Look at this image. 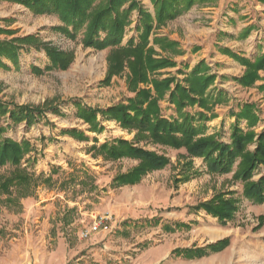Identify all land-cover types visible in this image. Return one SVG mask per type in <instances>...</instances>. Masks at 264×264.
<instances>
[{
	"label": "rangeland",
	"instance_id": "1",
	"mask_svg": "<svg viewBox=\"0 0 264 264\" xmlns=\"http://www.w3.org/2000/svg\"><path fill=\"white\" fill-rule=\"evenodd\" d=\"M139 1L153 14L149 0ZM217 2L196 0L188 10L155 30L157 36L175 42L177 46L169 52L161 51L157 45L152 46L157 53L154 57H168L174 63L157 70L154 75L159 79L171 77L174 83L184 84L191 70L203 63L202 74L214 77L204 94L210 96L208 110L194 106L186 111L204 112L208 117L204 121V134L229 144L235 123L231 113H236L245 103L256 107L258 121L252 129L255 133L264 130V123H260V119L264 121V83L254 84L264 64L254 72L257 77L250 84L240 81L250 71L248 64H257L264 54L253 60L240 59L235 54L226 55L230 67L232 64L231 74L239 75L243 71L239 79L232 81L224 79L223 72L216 68L224 58L216 62V67L209 66L202 59L193 63L187 72L184 71L188 70L187 66L183 70L175 61L183 53L182 45L189 50L194 47L202 49L208 33H215L223 27L220 22L214 26L208 24L213 20ZM189 11L193 14L186 18ZM220 18L226 22V14ZM137 19V12L132 11L122 45L131 38L134 43L138 42ZM62 26L57 15H37L22 5L0 0V29L4 30L0 32V40L32 35L40 43L73 54V60L65 70L47 68L50 62L44 50L33 46L21 49L16 63L0 57V103L10 105L9 108L12 104L27 105L43 111L29 125L13 123L8 114L0 117L4 137L29 142L30 151L21 160V167L35 177L41 176L36 180L32 194L19 199V209L9 210L0 205V264H204L207 254L186 259L172 254V251L205 247L225 238L229 239L228 245L218 251L219 255L210 256L208 261L215 262L214 257H220L225 264H264V209L259 207L264 202L253 204L244 199L241 182L232 180L233 171L209 174L202 158H182L186 155L183 148L147 145L146 149L164 154L170 162L165 168L142 178L141 203L132 200L126 191L128 188L111 187L112 179L136 165L137 161L123 158L108 162L100 155L92 156L90 148L117 138L132 140L134 133L101 114L97 121L102 130L88 131L89 124L77 117L75 104L106 110L125 103L134 95L126 83L128 69L124 66L120 74L103 83L109 50L84 47L81 32L72 39L58 30ZM172 34L178 39L171 38ZM151 39L152 35L149 36V45H152ZM200 55H204V51L197 54ZM233 61L237 63L233 64ZM212 87H219V90L214 94ZM253 88L256 90L254 95L249 93ZM235 100L242 101V104L236 105ZM159 106L164 117H176L174 106L166 100L160 101ZM216 108L224 110L225 117L219 120L220 124L212 122ZM239 127L246 130V122L240 121ZM71 129L82 132L87 139L80 140L63 132ZM254 147L255 144L250 146L251 149ZM260 176H264V166L254 171L253 179ZM228 191L235 193L238 203L233 219L225 225L205 211L193 209L215 194ZM48 201L50 207L45 206ZM106 210L116 221L113 228L81 239L80 232L90 223L92 216ZM178 223L185 226L176 228ZM210 228L220 232V238H214V231L212 236L207 235ZM58 242L63 243L61 254L56 248Z\"/></svg>",
	"mask_w": 264,
	"mask_h": 264
},
{
	"label": "trees",
	"instance_id": "2",
	"mask_svg": "<svg viewBox=\"0 0 264 264\" xmlns=\"http://www.w3.org/2000/svg\"><path fill=\"white\" fill-rule=\"evenodd\" d=\"M24 6L37 15H57L63 23L58 30L69 38H75L81 32V44L95 50L108 49L107 72L103 83H108L113 75L120 74L124 66L128 69L126 83L134 95L125 103H118L106 110L82 106L76 103L77 117L89 124V130L100 132L102 126L97 116L114 120L122 129L134 133L132 140L117 138L105 141L90 148L93 155H100L105 161L115 162L123 158L137 161L126 172L117 174L111 182L112 188L135 185L148 173L161 170L169 164L164 154L146 149L147 145L172 149H185L182 158L200 157L209 174H226L233 171L232 180L242 184L241 196L253 204L264 202V176L253 179L254 171L264 166V130L255 133L252 129L257 121L256 107L245 103L236 113L230 132V143L225 144L212 135L204 134V121L208 119L204 112L190 113L188 107L198 106L208 110L210 96L204 95L214 77L204 75L203 63L196 65L184 79V84L174 83L171 77L159 79L154 74L174 63L164 56L157 55L152 47L157 45L161 51H173L177 44L155 34V30L168 21L188 10L196 0H149L153 14L141 5L139 0H3ZM136 11L138 19L135 30L138 42L129 39L122 45L126 27L131 23V13ZM4 30L0 29V32ZM152 35V45L149 36ZM33 46L44 50L49 59L47 68L65 70L73 60L72 53H63L37 41L30 35L23 38L0 40V57L18 61L20 50ZM264 64V56L257 64L250 65V71L241 77L242 84H250L257 75L254 72ZM1 65V61H0ZM174 83L173 87L171 84ZM166 100L174 106L176 117L162 115L159 102ZM0 103V117L8 114L13 123L31 124L43 111L27 105ZM245 121L246 130L239 127ZM0 127V205L9 210L20 208L19 199L32 194L36 180L32 173L21 167V160L30 151L29 142L14 141L3 136ZM80 140L87 138L74 129L63 131ZM142 144V145H141ZM255 144L253 149L250 148ZM186 164H189L188 162ZM83 183V181H81ZM233 191L217 193L206 202H200L194 210H203L220 224L233 219L238 200ZM185 226L177 224L176 228ZM167 229V227H166ZM264 239V236H263ZM225 238L200 248L175 249L172 254L186 259L199 258L210 252H218L228 245Z\"/></svg>",
	"mask_w": 264,
	"mask_h": 264
},
{
	"label": "crops",
	"instance_id": "3",
	"mask_svg": "<svg viewBox=\"0 0 264 264\" xmlns=\"http://www.w3.org/2000/svg\"><path fill=\"white\" fill-rule=\"evenodd\" d=\"M217 5L218 7L214 9L215 15H212L213 20L208 22V24L214 26L216 22H220L223 27L221 29H218L219 31L215 30V33H208L207 37L204 38L202 49H195L194 47L193 49L189 50L188 47L182 45L183 53L182 55L177 57L175 61L176 65L183 67V70L187 66L188 70H184L185 72H187L191 69L193 63H197L202 59H204V61L209 66L215 65L216 67V62H220L219 60H222L224 58V61H222L223 63L218 64L216 68L219 71L223 72L222 74H224V79L232 81V79L234 78L239 79L242 76L243 71H241L239 75L231 74L230 72L232 71L229 70H232L233 68L232 64L230 67V59L227 56L235 54L238 55L240 59L253 60L259 55L264 54V0H254L253 2L252 0H218ZM192 14L193 11H189L186 15V18L191 16ZM222 14H226L225 23L221 21L220 16ZM178 21H180V19H178ZM175 36V34H172L170 37L175 39L177 38ZM202 51H204V55L197 56V54ZM220 52L223 54H221ZM236 63L237 62L233 61V64ZM239 67L244 68V66L241 65H239ZM211 70L213 71V69ZM258 74L259 78L258 80L256 79L254 83L256 86L264 83V69L260 70ZM218 88L212 87L211 92L215 94L219 90ZM255 91L256 90L253 88L250 89L249 93H252L254 95ZM252 100L253 99H251V101ZM234 102L236 103V105L242 104V101L239 100H235ZM214 112L215 118L212 120V122L219 123V120L225 117L223 113L224 110L221 108H216ZM226 116L228 118L230 115L227 114ZM228 120L231 119L228 118ZM261 122L264 123V121L260 119V123ZM262 126L264 127V124ZM218 127L219 125L215 128V131H217ZM209 129L210 131H212L211 128ZM142 182L143 179L140 181V183L134 186H124L121 188H128L126 189V191L131 194L132 200L136 203H141L142 200L140 193L141 188L143 187ZM126 191H122L123 196L125 195ZM50 205L51 203H49L48 201L45 206L50 207ZM259 207L264 209V203L259 205ZM214 230L215 229L210 228L206 231V234L212 236ZM216 231H219V229H216ZM216 241H213L212 243H215ZM56 248L58 250V254L63 253V243L61 244L58 242ZM214 254L219 255L218 252H207V255L204 256V264H225L224 259L220 257H214L215 262L214 260H212V262L208 261L210 256Z\"/></svg>",
	"mask_w": 264,
	"mask_h": 264
},
{
	"label": "built area",
	"instance_id": "4",
	"mask_svg": "<svg viewBox=\"0 0 264 264\" xmlns=\"http://www.w3.org/2000/svg\"><path fill=\"white\" fill-rule=\"evenodd\" d=\"M115 223L116 221L108 211L96 213L92 216L90 223L82 228L80 238L88 239L92 234L98 232H109Z\"/></svg>",
	"mask_w": 264,
	"mask_h": 264
},
{
	"label": "bare ground",
	"instance_id": "5",
	"mask_svg": "<svg viewBox=\"0 0 264 264\" xmlns=\"http://www.w3.org/2000/svg\"><path fill=\"white\" fill-rule=\"evenodd\" d=\"M215 232V231H214ZM221 236V233L220 232H215L214 233V238H218V237H220Z\"/></svg>",
	"mask_w": 264,
	"mask_h": 264
}]
</instances>
